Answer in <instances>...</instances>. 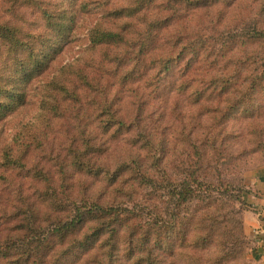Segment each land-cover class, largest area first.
<instances>
[{"label":"trees","instance_id":"1","mask_svg":"<svg viewBox=\"0 0 264 264\" xmlns=\"http://www.w3.org/2000/svg\"><path fill=\"white\" fill-rule=\"evenodd\" d=\"M75 5L0 0V116L23 107L26 85L47 73L76 25ZM210 5L208 0H130L104 14L89 30V50L98 53V63L91 59L62 67L39 86L42 116L69 117L83 127L65 129L67 146H53V140L46 145L51 133L40 130L27 139L15 136L5 149L0 182L12 174L28 179L21 173L27 170L36 192L25 195L22 182L17 185L19 195L10 213L15 235L0 237V264H178L180 252L187 264H232L243 257L248 245L242 231L248 207L244 195L249 194L242 179L244 160L258 146L231 151L229 146L240 134H231L224 126L232 111L264 94V56L254 73H244L246 63L218 59L234 50L236 39L242 45L247 39L264 41V30L244 22L240 37L222 39L227 40L222 55L202 27L185 21L190 11ZM28 11L35 17L33 23ZM174 21L182 28L177 30L176 25L173 33ZM178 71V82L167 83L165 77ZM143 79L142 86L161 98L160 104L161 91H175L189 92L188 106L177 112L174 106L153 105L157 110L149 112L112 97L116 88ZM218 99L227 106L217 105ZM210 102L215 105L209 107ZM87 106L96 108L94 126L87 123ZM147 120L154 130L147 129ZM167 124L174 126L173 143L163 131ZM60 132L54 131L52 139ZM120 144L124 156L118 153ZM45 145L50 148L46 153L54 157L29 165L30 155ZM141 151L145 157H139ZM156 152L163 155L157 157ZM112 154L121 158L113 171L104 162ZM172 157L178 161L177 174L169 170ZM69 170L112 177L109 185L122 201L93 200L83 183V192L75 195ZM6 214L0 207V216ZM201 253L211 256L205 260Z\"/></svg>","mask_w":264,"mask_h":264},{"label":"rangeland","instance_id":"2","mask_svg":"<svg viewBox=\"0 0 264 264\" xmlns=\"http://www.w3.org/2000/svg\"><path fill=\"white\" fill-rule=\"evenodd\" d=\"M62 2L65 5H75L74 10L76 11V25H74L73 29L70 31V34L63 46L62 50L58 53V55L54 58V60L50 63V68L44 75H41L35 79H32L30 83H28L25 87L26 93V104L7 116H0V162L1 157L7 147H10L13 143L14 137L18 139H23L26 137H32L40 130H45L46 132H50V140L46 143L48 145L51 143L53 146L62 145L67 146V140L64 135L65 129L75 127L77 130L83 127V123L76 119L69 120L70 118L56 120L50 117V114L45 116L43 115L42 102L40 96L38 95L39 86L44 83L50 82L53 77L59 73V69L65 66H69L70 64H85L86 61H90L94 59V63H98L97 52H92L89 50V30L96 25V23L102 18V16L110 11L115 9H119L121 7L127 6L130 0H53ZM234 1V0H208L212 5L209 7L201 8L196 11H190V16L188 17L189 25L195 27L196 25L202 27L200 29H204V33L207 34V37L210 38L212 43H216L217 51L222 52L224 49V43L227 40H222L226 37H240V33L242 30L243 23L246 22L248 24H256V26L264 30V0H238L236 4L232 7H227L226 2ZM75 2V3H72ZM78 7H82L79 10ZM31 11H28L27 18L31 23L35 20V17L30 14ZM3 14V13H2ZM7 19L8 15H2ZM171 14H166L163 17H169ZM103 19V18H102ZM173 27L170 32H176L175 27L178 25L177 30H180L182 27L179 22L173 23ZM198 28V27H197ZM32 30V27H31ZM239 35V36H238ZM237 44L234 50L223 56V58L218 60H228L233 63H246L247 68L244 69V73H251L262 63L260 58L264 56V41L258 42L254 40H242L244 44H241V39H236ZM103 54V52H102ZM223 55V52L221 53ZM219 58V56L214 57ZM221 64L225 63V61H221ZM234 65V64H231ZM96 78L98 79L100 74L94 68ZM90 73H93L92 71ZM254 73V72H253ZM180 71L175 72L172 76H166V82L170 85L178 82ZM75 78V77H74ZM111 83H118L116 80L112 79ZM200 82V81H199ZM163 83V82H162ZM144 79L130 84L125 88H116V94L114 99L119 101L121 98L125 99V101L129 103H135L137 105H141L144 110H148L149 112L155 111L157 109H152L153 105L164 107L167 105L170 107H175L178 109L177 112H183L184 108L187 105V97H189V92L187 94L179 95L172 91L170 93H165V91H161V96L164 98V104H160L161 98H155L156 96H151L150 89L144 88ZM169 85V87H170ZM199 85V84H198ZM196 85V86H198ZM168 87V90H169ZM200 88V86H198ZM197 88V89H198ZM128 89H133L132 92H127ZM139 90V92H137ZM163 90V87H161ZM137 92V93H136ZM169 100V103L165 102ZM234 99H230L228 101H232ZM0 101H2L0 99ZM148 102L150 104L148 105ZM177 104V105H175ZM218 104H222L221 107L227 106V101L218 99ZM215 104L210 102L209 107H213ZM88 107V106H87ZM162 109V108H161ZM130 111V109L128 108ZM63 112L62 110H60ZM88 111V125L94 126L93 123V115L96 112V108L94 106H90L87 108ZM233 113L228 117L225 122V131H228L231 134L238 133L240 134L238 139L234 140L233 147L229 148L240 152L241 150L250 151V147L255 150L258 146V151L253 154L248 155L244 161H246L247 168L243 172V183L244 186L248 189L249 194H245V200L247 201L248 207L243 211V235L248 241V245L245 249V254L242 258L238 259L232 264H257L252 254L255 245L253 243L252 236L248 233L245 222V215L249 212V204L248 196L252 193L251 186L248 185L250 181V177L253 171L264 167V94H259L256 100L250 102L246 106L242 105L240 110L232 111ZM146 116V115H145ZM147 117V116H146ZM147 129L149 130L151 127L154 130V124L149 120L146 121ZM164 126L163 131L166 134V138L173 143L174 134L172 127ZM61 131L59 135L52 139L54 131ZM63 131V134H62ZM133 135H129L127 138H132ZM159 137V136H158ZM165 138V139H166ZM25 139V140H26ZM36 142V141H35ZM39 149L33 154L30 155L29 165L36 163L39 159H48L49 157H54L51 153H46L50 148ZM166 149L168 148L165 146ZM260 147V148H259ZM154 149H158L157 146ZM17 147H15V151ZM119 155L124 156L123 146L120 144ZM155 155L159 157V155H163L160 152H156ZM116 155H108L104 162L109 165L110 169L113 171L117 166V161L121 158H117ZM139 157H145V152L141 151ZM143 160H150L149 158H144ZM169 162V170L171 173L177 174L178 171L175 170V166L178 164L176 158H168ZM44 167H47L45 161L42 162ZM22 175L30 176L28 179H23L22 177H16L15 175H11L7 181L0 182V207L5 208L6 214L4 217L0 216V237L5 238L8 235H15L12 231L14 226V220L12 216L10 217V213H14L15 211V200L18 198V190L17 185L22 182V191L25 195H33L36 192V188L32 185L31 172H27L22 170ZM68 174L72 173L74 176L75 187L74 193L75 195L81 194L83 192V187L80 186V183L84 184V188L87 196H89L93 200H97L100 203H111V202H120L122 201L120 194H115L113 192L114 186L110 187V180L112 177L107 175H100L96 172H92L90 176H83L82 174L75 171L69 170ZM1 174V170H0ZM79 186V187H77ZM82 197V196H78ZM33 199V198H32ZM124 200V199H123ZM80 247V246H79ZM79 247L74 250L79 249ZM180 252L177 257L178 264H187V259ZM212 253V252H211ZM203 259L209 258L210 253H201Z\"/></svg>","mask_w":264,"mask_h":264},{"label":"crops","instance_id":"3","mask_svg":"<svg viewBox=\"0 0 264 264\" xmlns=\"http://www.w3.org/2000/svg\"><path fill=\"white\" fill-rule=\"evenodd\" d=\"M248 185L252 193L248 196L249 212L245 215L246 228L255 245L253 258L264 264V167L252 172Z\"/></svg>","mask_w":264,"mask_h":264}]
</instances>
